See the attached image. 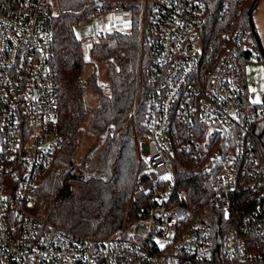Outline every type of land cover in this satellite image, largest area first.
Listing matches in <instances>:
<instances>
[{
    "label": "built area",
    "instance_id": "2783aa9c",
    "mask_svg": "<svg viewBox=\"0 0 264 264\" xmlns=\"http://www.w3.org/2000/svg\"><path fill=\"white\" fill-rule=\"evenodd\" d=\"M224 2L214 27L205 0H93L84 65L98 36L134 32L145 71L133 105L144 112L139 215L95 237L38 212L37 180L63 143L51 5L0 0V264H264V97L253 102L242 66L243 2ZM181 158L207 173L212 211L194 215L204 219L179 187Z\"/></svg>",
    "mask_w": 264,
    "mask_h": 264
},
{
    "label": "trees",
    "instance_id": "16d2710c",
    "mask_svg": "<svg viewBox=\"0 0 264 264\" xmlns=\"http://www.w3.org/2000/svg\"><path fill=\"white\" fill-rule=\"evenodd\" d=\"M47 1L52 9L53 61L59 83L58 125L63 143L54 154L48 173L37 180L36 190L43 197L38 212L77 232L105 236L117 227L127 226L139 215L133 193L143 167L144 112L140 108L133 113V105L144 95L145 71L143 65L138 66L134 32L108 31L98 36L91 49L94 59L103 60L115 52L123 57L115 62L107 60L110 91L104 92L95 73L89 76L84 73L81 42L75 32V26L88 15L93 0H54V4ZM205 1L208 21L216 27L217 13L225 0ZM260 1L242 0L241 23L253 46L258 44L251 30L249 11L254 12ZM252 55L251 49L243 54V69ZM88 88L99 94L89 116ZM87 122L95 139L77 159L82 129ZM177 176L179 187L188 190L186 204L193 216L212 211L208 205L207 173L194 161L181 158ZM243 207L238 198L228 210L232 222L240 218ZM214 213L221 219L227 217L225 211Z\"/></svg>",
    "mask_w": 264,
    "mask_h": 264
},
{
    "label": "rangeland",
    "instance_id": "374dc122",
    "mask_svg": "<svg viewBox=\"0 0 264 264\" xmlns=\"http://www.w3.org/2000/svg\"><path fill=\"white\" fill-rule=\"evenodd\" d=\"M50 2L54 4V0H50ZM253 21L257 29V33L259 35L261 45L264 49V0H261L258 3L255 11L253 12ZM75 32L77 36L84 41H86L87 38L94 36L95 28L92 20L89 18H83L75 26ZM251 50L253 52V55L251 59H249L245 63L246 81L249 90L255 93L256 100L260 102L263 100L264 97V60L260 58L261 55L258 46L252 45ZM117 55L120 58L119 54ZM92 59L93 60L91 62L85 64L84 73L85 75L88 76L95 73L97 76L98 83L104 87V92L109 93L110 85L107 76L108 58L103 60H96L94 58ZM110 61L115 62L117 60H110ZM98 101H99V94L97 90L93 88H88L86 93L88 116L92 108L98 103ZM94 139H95L94 136L88 130V122H87L82 129L80 147H79L77 159L81 157V155L85 152L86 148L94 141Z\"/></svg>",
    "mask_w": 264,
    "mask_h": 264
},
{
    "label": "water",
    "instance_id": "95a60500",
    "mask_svg": "<svg viewBox=\"0 0 264 264\" xmlns=\"http://www.w3.org/2000/svg\"><path fill=\"white\" fill-rule=\"evenodd\" d=\"M97 5L101 4L99 1H96ZM249 15H250V22H251V30L255 36V40L257 41V44H258V47L260 49V53L262 54V57L264 58V49L261 45V41H260V38H259V35L256 31V27H255V24H254V21H253V9H250L249 11Z\"/></svg>",
    "mask_w": 264,
    "mask_h": 264
},
{
    "label": "snow or ice",
    "instance_id": "6c2138e0",
    "mask_svg": "<svg viewBox=\"0 0 264 264\" xmlns=\"http://www.w3.org/2000/svg\"><path fill=\"white\" fill-rule=\"evenodd\" d=\"M125 26H127V24H126ZM253 102H254V103H257L258 101H253ZM167 178H170V177H166V179H167Z\"/></svg>",
    "mask_w": 264,
    "mask_h": 264
}]
</instances>
